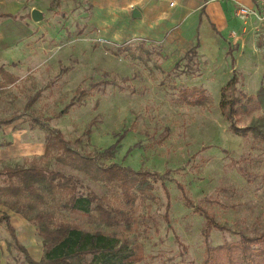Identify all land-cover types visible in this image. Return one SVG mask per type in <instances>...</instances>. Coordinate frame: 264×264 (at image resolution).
<instances>
[{
	"label": "rangeland",
	"instance_id": "rangeland-1",
	"mask_svg": "<svg viewBox=\"0 0 264 264\" xmlns=\"http://www.w3.org/2000/svg\"><path fill=\"white\" fill-rule=\"evenodd\" d=\"M114 3L0 0V14H11L0 16V65L19 77L0 92V121L16 116L10 124L0 125V145L10 140L17 153L8 158L13 161L42 154L45 130L37 120L60 129L70 141L82 138L81 150L93 152L117 144L110 161L122 166L159 174L168 171L155 183V200L135 203L136 222L130 231H117L120 242L126 241V248L136 243L142 246L143 258L130 264H200L203 217L184 204L177 184L195 205L206 208L227 227L210 232L212 245L235 241L239 233L264 232L262 144L233 134L219 109L220 90L230 78L232 60L242 91L254 94L264 86V43L254 37L251 19L242 23L235 16L237 5L238 42L231 40L217 49L203 46L194 63L186 64V58L178 55L175 61L166 59L168 47L147 41L148 60L132 59L120 53L118 46L129 44L137 53L141 38H127L129 32L123 27L127 16L121 17ZM241 4L251 6V1ZM34 8L41 11V20H32ZM176 62L179 66L173 69ZM49 80L53 83L46 86ZM102 80L108 82L101 89L91 86ZM191 85L205 88L211 100L208 106H188L177 100V88ZM40 88L38 100L25 110L28 96ZM78 88H86L82 102L62 112ZM257 113H264V108L253 112ZM94 118L97 121L87 142L82 134ZM246 122L247 117L239 125ZM57 168L76 174L66 166ZM77 175L83 195L107 192L104 184ZM162 183L169 191L168 221ZM64 214L80 229L91 232L96 228L80 211ZM12 224L19 241L38 260L42 246L35 228L28 223L17 228L15 220ZM11 243L1 221L0 264H27L24 254Z\"/></svg>",
	"mask_w": 264,
	"mask_h": 264
},
{
	"label": "trees",
	"instance_id": "trees-1",
	"mask_svg": "<svg viewBox=\"0 0 264 264\" xmlns=\"http://www.w3.org/2000/svg\"><path fill=\"white\" fill-rule=\"evenodd\" d=\"M147 40L141 39L136 45L138 52L130 49V45L120 48L132 59L148 60L151 54ZM198 42L182 57L186 64L194 63L198 55ZM232 49H228L230 54ZM143 52L144 54H141ZM179 63L174 65L177 68ZM231 75L221 87L219 109L228 123L229 130L243 138L252 137L260 142L264 154V113L253 114L264 108V86H259L254 94H246L239 87L240 76L231 63ZM66 70V67H62ZM19 77L0 65V92L14 84ZM108 81L102 80L91 84L98 89ZM49 80L46 86H50ZM42 88L28 96L24 105L29 110L38 100ZM77 94L63 107L67 112L72 106L79 104L86 88L76 89ZM177 100L185 105L210 104V97L201 85L182 86L177 88ZM58 113V115L62 114ZM247 117L243 126L239 122ZM16 116L0 121L10 124ZM94 118L88 123L82 135L89 142L91 126ZM37 124L45 130L44 150L40 155L22 157L21 161L0 159V222L3 221L12 243L17 251L24 254L27 264H130L143 258L142 246L136 243L126 248V241L120 242L118 230L130 231L136 220L134 207L138 200H155L153 190L155 183L168 175L149 170H134L122 166L113 157L117 144L106 149L85 151L78 148L82 138L70 141L63 132L46 123ZM77 145V147L75 146ZM54 165V166H53ZM66 166L76 172L66 173L57 168ZM239 166V165H238ZM239 171L247 176L241 167ZM77 173H81L93 181L106 186L107 192L96 194L80 193L83 183ZM167 197L165 219L168 221L170 208L169 191L162 183ZM182 192L184 204L203 217L202 237L204 244L203 258L200 264H264V232L255 235L239 233L235 241H225L212 245L209 242L210 232L214 229L226 230L227 227L217 221L206 209L195 205L187 198L184 189L177 184ZM21 215L31 224L40 239L42 255L35 260L19 241L16 229L10 222L7 211ZM80 211L86 216L87 222L96 228L86 231L71 222L64 212ZM105 227L107 233L104 232ZM10 247V243H8Z\"/></svg>",
	"mask_w": 264,
	"mask_h": 264
},
{
	"label": "crops",
	"instance_id": "crops-1",
	"mask_svg": "<svg viewBox=\"0 0 264 264\" xmlns=\"http://www.w3.org/2000/svg\"><path fill=\"white\" fill-rule=\"evenodd\" d=\"M172 1L173 6L166 0H116L114 4H117L120 16H127L123 23L129 32L127 38H141L168 47L166 59L171 61L177 60L176 55L181 59L196 42L198 50L206 45L217 49L222 43L231 40L238 42L236 36L241 29V22L234 16V9L237 5H244L241 4L243 0ZM134 8L139 12L135 17L132 16ZM9 15L0 14L5 17ZM15 150L10 140L6 141L0 145V159L7 160L15 156ZM43 150L44 147L42 153ZM7 213L11 224L15 220L17 228H23L27 223L21 215L9 210Z\"/></svg>",
	"mask_w": 264,
	"mask_h": 264
},
{
	"label": "built area",
	"instance_id": "built-area-1",
	"mask_svg": "<svg viewBox=\"0 0 264 264\" xmlns=\"http://www.w3.org/2000/svg\"><path fill=\"white\" fill-rule=\"evenodd\" d=\"M170 6L174 5L172 0H166ZM235 16L242 21L251 19L254 37L264 43V0H252L251 6L240 5L236 9ZM242 23H245L242 21Z\"/></svg>",
	"mask_w": 264,
	"mask_h": 264
},
{
	"label": "water",
	"instance_id": "water-1",
	"mask_svg": "<svg viewBox=\"0 0 264 264\" xmlns=\"http://www.w3.org/2000/svg\"><path fill=\"white\" fill-rule=\"evenodd\" d=\"M31 18L32 20L34 21H38V20H41L43 15L41 13V11H39L38 9L34 8L31 10ZM136 15H139V12L137 11L136 8L133 9V12H132V16L135 17Z\"/></svg>",
	"mask_w": 264,
	"mask_h": 264
}]
</instances>
